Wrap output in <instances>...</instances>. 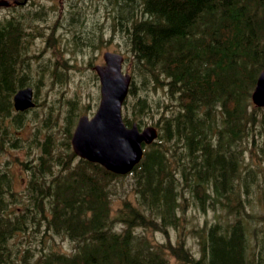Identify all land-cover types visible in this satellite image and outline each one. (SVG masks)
Returning a JSON list of instances; mask_svg holds the SVG:
<instances>
[{
	"label": "trees",
	"instance_id": "trees-1",
	"mask_svg": "<svg viewBox=\"0 0 264 264\" xmlns=\"http://www.w3.org/2000/svg\"><path fill=\"white\" fill-rule=\"evenodd\" d=\"M109 3L130 25L125 31L136 68L149 75L148 83L163 85L159 135L131 170L132 197H123L115 210V182L127 175L74 161L69 130L63 153L47 138L27 165L24 198L8 200L0 183V264L15 257L9 238L32 228L41 236L61 235L72 248H46L35 256L26 247L20 264H171L169 256L177 264H264V213L251 202L257 172L264 173V106L250 100L264 67V0ZM25 25L23 15L0 19V152L19 138L12 130L24 128V112L14 111L11 98L25 84L18 71ZM136 87L133 77L128 93L135 101L126 124H140L151 106ZM4 177L0 182H7ZM184 202L201 210L218 207L220 217L186 229ZM139 228L162 229L167 238L153 242Z\"/></svg>",
	"mask_w": 264,
	"mask_h": 264
},
{
	"label": "rangeland",
	"instance_id": "rangeland-1",
	"mask_svg": "<svg viewBox=\"0 0 264 264\" xmlns=\"http://www.w3.org/2000/svg\"><path fill=\"white\" fill-rule=\"evenodd\" d=\"M33 0L31 11L34 20L26 24L29 34L28 51L31 54L29 61L18 69L24 81H30L36 91L38 104L33 110L24 114V128L12 130L14 137L8 141L0 152V172L12 176L13 191L24 194V186L28 179V166L34 161L35 155L40 153V145L48 140L55 143L63 153L66 148L64 141L67 139L68 130L72 131V120L80 114L91 115L97 108L100 90L99 80L92 68L95 63L102 62V54L105 50L122 52L125 55L123 70L131 72L135 79L138 93L147 95L151 106L142 114V125L158 123L165 109L161 104L164 101L162 83L149 82V75L144 76L136 68V60L132 51L128 48L127 33L130 25L124 24L122 18H118L114 10L115 3L110 0ZM57 14L62 13V25L58 30L54 13L48 14L46 8L54 6ZM61 3V5H60ZM0 3V18L10 15V8ZM40 6V8H39ZM70 6L64 16L66 7ZM16 10L29 11V7H17ZM108 12V13H107ZM60 13V16H61ZM112 15L114 18H112ZM121 20V21H120ZM89 31V33H88ZM84 33V35L82 34ZM81 34V35H80ZM138 70V71H137ZM135 71V72H134ZM145 80V83H143ZM146 85V88L143 87ZM73 101V104L68 102ZM135 101V94H128L126 104L122 107L123 116L127 112L131 115V103ZM157 102L160 106H157ZM253 106V103H252ZM72 113L71 119L68 114ZM138 120V119H135ZM159 128V127H158ZM77 161V158H74ZM30 171V170H29ZM257 180L253 183L252 209L257 213H264V173L257 172ZM132 177L127 175L115 182L116 193L112 196L114 210L121 204L123 197H132ZM8 200H10L8 198ZM11 208L16 204L12 203ZM185 215L190 220L186 223V229L193 225H202L220 217L218 207L207 206L205 210L198 209L191 202H184L182 206ZM221 213V212H220ZM33 229V228H32ZM32 229L24 234H13L8 243L16 250L12 264H20L24 254V248H34L35 256L43 249L52 248L69 252L72 243L61 235H49L35 233ZM147 235L151 241H165L167 236L163 230L136 229ZM168 235L171 240L176 237V232L170 229ZM190 251L199 253V246L193 234H186ZM171 264H177L172 256H169Z\"/></svg>",
	"mask_w": 264,
	"mask_h": 264
},
{
	"label": "water",
	"instance_id": "water-1",
	"mask_svg": "<svg viewBox=\"0 0 264 264\" xmlns=\"http://www.w3.org/2000/svg\"><path fill=\"white\" fill-rule=\"evenodd\" d=\"M104 64L94 65L100 80V101L93 116L81 115L71 136L74 153L105 168L125 173L140 160L142 142H150L157 135L154 126L139 130L136 123L126 126L122 120L121 105L127 93L129 73L121 71L122 55L112 51L103 54ZM30 87L19 89L14 107L24 110L33 105ZM251 99L257 106L264 105V68L260 71Z\"/></svg>",
	"mask_w": 264,
	"mask_h": 264
},
{
	"label": "flooded vegetation",
	"instance_id": "flooded-vegetation-1",
	"mask_svg": "<svg viewBox=\"0 0 264 264\" xmlns=\"http://www.w3.org/2000/svg\"><path fill=\"white\" fill-rule=\"evenodd\" d=\"M33 0H0V3H6L5 6H7L8 8H10L11 12H10V15H8L10 18H14V17H17L19 16L20 14H23L25 16H27L31 21L34 20V16L32 15L31 11L33 10L34 7L31 6V4L33 3L32 2ZM57 3L59 2H55V5L52 6H48L46 8V10L48 9V14L51 12V13H54L53 10L55 9V14H56V17L53 16L56 21L54 22V24H56V26H54V28H56V30H58V27H60L62 25V21L61 19L63 18V10H62V13H61V16H60V13L57 14V10H56V5ZM61 5V3H60ZM29 7V11L27 12H23L21 13V11L19 10H16L17 7ZM40 8V6H39ZM70 6L66 7V11L64 13V16L66 15V13L68 12ZM89 33V31H88ZM84 35V33H82ZM81 35V34H80ZM25 59L23 58V60L18 64V69L22 68L24 66V63ZM1 173H4L5 174V179L7 182H0L1 183V187L2 189H6V191H3V195L6 197V198H10L12 195H16L17 197L19 196H24L25 194L28 193V187H27V184H25L24 186V189L22 191H24V194L22 193H19V192H15L13 191V179H12V176L11 175H8L7 173L5 172H0ZM27 182V181H26Z\"/></svg>",
	"mask_w": 264,
	"mask_h": 264
}]
</instances>
